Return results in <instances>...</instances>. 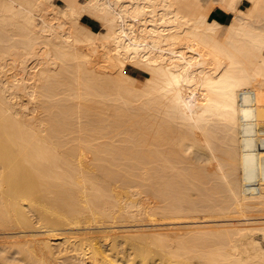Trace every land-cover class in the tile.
<instances>
[{"label":"bare ground","instance_id":"6f19581e","mask_svg":"<svg viewBox=\"0 0 264 264\" xmlns=\"http://www.w3.org/2000/svg\"><path fill=\"white\" fill-rule=\"evenodd\" d=\"M59 2L0 0V142L6 143L0 173H10L12 195L0 202V249L16 238L68 240L90 222L100 224V233L121 231L113 227L120 218L144 221L152 212L148 199L134 198L148 191L164 201L171 226L149 221L129 228L146 231L142 236L166 232L152 236L157 257L134 245L121 257L125 264H264L262 220L197 226L204 233L196 234L199 228L179 219L264 214V0H249L246 15L235 12V0ZM215 2L228 11L227 21L210 20ZM82 15L103 30L80 23ZM126 65L145 74L141 83ZM20 91L29 104L15 100ZM188 147L209 163L194 164ZM184 182L185 188L194 182L199 201ZM228 225L236 227L221 228ZM88 244L91 261L117 264L115 254L110 260ZM11 252L3 255L13 258ZM60 257L57 263H66Z\"/></svg>","mask_w":264,"mask_h":264},{"label":"rangeland","instance_id":"374dc122","mask_svg":"<svg viewBox=\"0 0 264 264\" xmlns=\"http://www.w3.org/2000/svg\"><path fill=\"white\" fill-rule=\"evenodd\" d=\"M214 1H216V0H214ZM55 2H57V4L59 3L60 4V2H59V0H55ZM235 12L238 14V15H246V14H248L249 12H250V3H249V0H235ZM209 18H210V20H214V19H218V20H221V21H227L228 19H229V13H228V11L224 8V7H222L221 5H219V4H217L216 2H215V4H214V9L212 10V12L210 13V16H209ZM79 22L80 23H83L84 25H86L87 27H89L90 29H92V30H94V31H101V30H103L102 28H103V26H102V24H101V22L100 21H98V20H96V19H94V18H92V17H89V16H87V15H82L80 18H79ZM99 24H101V25H99ZM40 52H41V50H40ZM31 63V64H30ZM32 64H33V62H31V61H29V63H28V66H32ZM14 70V69H13ZM12 70V71H13ZM33 71V69H30L29 68V71ZM15 71V70H14ZM21 71H18L17 70V73L18 74H22V73H20ZM125 72L128 74V75H131L132 77H134V79H136V81H138L139 83H141V81L145 78V74L143 73V72H141V70L139 69V68H137V67H134L133 65H126V67H125ZM11 73V71L9 72V73H7V74H10ZM8 76V75H7ZM20 94H18V96H17V98L15 99L16 101H18L22 106L25 104H27L28 103V97L26 96V94L24 95L23 94V92H19ZM20 95V96H19ZM35 102L36 103H38V101L37 100H35ZM19 103L17 104V108L19 109V107L21 106H19ZM22 103H24V104H22ZM29 104V103H28ZM24 105V106H25ZM19 106V107H18ZM24 109H25V107H24ZM26 113H27V115L28 116H30V114H31V112L29 111V110H24ZM30 113V114H29ZM33 114V113H32ZM31 114V115H32ZM34 114H36V116L38 115V112H35ZM113 119V116H110V118H109V120H112ZM2 143V144H1ZM6 146V143L5 142H0V150L1 149H4L5 147H3V146ZM186 155L187 156H189L190 158H194L195 159V162H194V164H196V165H200V166H206L208 163H209V160H208V158L205 156V155H203V154H201V152L199 151V150H197V149H195L194 147H188L187 148V150H186ZM3 166V164L0 162V166ZM178 165V163H172L171 164V166L169 167V169L170 170H173V169H175V167ZM1 169H2V167H1ZM2 172V174L0 173V179L2 180V182H1V185L2 186H0V202L2 201V202H4V204L6 203V201H7V203L9 202L8 200H6L7 199V197H8V195H10V194H8L6 191H7V187H8V179H10V177H8L7 175H9L10 173L9 172H7V170H6V172L5 171H1ZM194 176H196L197 177V175H195V174H193ZM4 176H6V177H4ZM186 176H189V175H186ZM191 177H192V175H190ZM187 178V182H189V184L191 183V181H194V179H190L189 177H186ZM193 178V177H192ZM199 178V177H198ZM7 179V180H6ZM196 179V178H195ZM201 179V178H200ZM200 179H198L199 181H197L198 183L200 182ZM187 182H184V186H182V187H184V190L185 191H187L186 193L187 194H189V193H194V195H192V194H190L189 196H194V201H199V200H197V199H200L199 197H201V196H199V195H197V193H198V191H199V189H197L196 190V187L198 186H196V187H194V189L196 190V192L193 190V186H195L193 183L195 182L196 184H197V182H196V180L192 183L193 184V186H192V184H191V188L188 186V187H186L185 188V186H187V185H185V183H187ZM202 183V182H201ZM201 183H199V185L201 184ZM182 185H183V183H182ZM202 185V184H201ZM205 185V184H204ZM204 185H203V187H204ZM203 188L202 186H199V188ZM131 189H136V187L135 186H132V187H130ZM146 193H148V191H144V193L143 192H141V193H135V194H137L138 196H134V198H141L143 201H147L146 199H148V201H147V205H148V207H151L152 208V212H150L149 213V216L147 217V216H144L143 215V217H144V219H145V217H146V220H141V216H129V217H126V218H120L121 219V223L122 224H119L120 223V221H118V222H116V224L118 225L117 227H115V226H113L114 228H122L121 229V231H118V232H115V233H113L112 231H111V233H110V231H103V232H105V233H100V228H102L101 226H99L97 223L95 224V223H92V224H94V225H96V226H94V225H92L91 226V222L90 223H88L87 225L88 226H86V224H84L83 226H84V229L82 228V232H81V230L78 232V236H77V234H75V237H73V235L74 234H72V238H71V236H69L68 238V240H72V241H68L67 240V237H63L62 235H52V237H50V236H48V237H46V238H44L43 240H28V239H26V238H16L13 242H8V243H6L5 245H3V249H4V251H2L3 249H0L1 251H0V257H2V258H0V261L2 262V263H7L8 264V262L12 259V260H16L17 259V261L15 262L14 261V264H27V263H25V262H23V261H25V259H26V262H28V263H31L32 264V262L33 261H35L36 263H38V261H41L42 260V262H40V264H51L52 262V264H60V263H57L58 261H60L59 260V257L61 256L62 257V254H64L63 255V257H62V259H61V257H60V259L61 260H63V258H65L64 260H63V262H66V263H63L62 261V263L63 264H80V261H81V263L82 264H85V263H87V264H90L91 262V264H95V262H96V260H93V258H92V260L93 261H91V255H90V246H89V241H90V243H92V244H90V245H94L95 243L97 244V246H96V244L94 245V246H96V247H99L98 249L100 250V251H102L101 253L102 254H108L109 255V257L107 256V258L108 259H110V260H113V256L114 257H117V264L119 263V264H125L126 262H123V261H121V257H124V254H128L129 252H130V250H132L131 248H133V247H137L139 250V252H140V250H141V252L142 251H144V253H146V252H148V253H150V257H151V260H153L154 259V256H156L157 257V253L155 254L154 253V251L153 250H155V252H156V250L158 251V246L156 245V244H154V239H153V237L156 235V234H159V235H161V234H163L164 233V231L166 232V230H164V229H157V230H154V231H156V233H152V234H148V235H146V236H142L143 234L142 233H145L144 231H133V230H130L131 228L132 229H134V228H136L137 229V227H145L146 225H143V224H139V223H148L149 221H151V222H159L160 224L159 225H161V226H163V227H169V226H171V223H168V222H171V220H172V218H170V219H168L169 217L167 216L168 214L166 213H164V212H166L165 211V205H163V203H164V201H161L160 200V195L158 196V194L157 195H155L154 197H152L154 194H156V193H152V192H150V193H152V196H151V194H149L148 193V195L146 194ZM123 194V193H122ZM195 195H197L196 197H198L197 199H196V197H195ZM12 196V195H11ZM10 196V197H11ZM188 196V197H189ZM10 197H8V199L10 198ZM159 198V199H158ZM190 199L191 198H193V197H189ZM11 199V198H10ZM153 199H154V201H153ZM158 199V200H157ZM141 200V201H142ZM150 200V201H149ZM160 200V201H159ZM32 202H35V203H33L34 205L35 204H37V202L34 200V199H32ZM153 202V203H152ZM161 202V203H160ZM191 202L195 205V204H197L198 205V203H200V202H193V199L191 200ZM6 203V204H7ZM166 203V202H165ZM154 205H156V206H154ZM202 205H204V204H202ZM153 206H154V208H153ZM199 206H201V203H200V205ZM164 207V208H163ZM32 213V212H31ZM31 213L30 212H28V214H30L31 215ZM199 213V214H198ZM197 214L195 213V214H191L190 216L191 217H193L194 216V218H195V216H196V218L195 219H187V218H189L188 216H183V217H185V218H183L182 216H180L179 217V219L181 220V219H184V220H187V222L188 223H186V224H192L193 226H195V228L194 229H197V228H199L198 230H199V232H197L196 230H194L193 228H191V230H194L195 232H197L196 234H198V233H201L202 231H201V229L202 228H204V227H197V226H209V225H213V224H215V223H217V224H229V223H231V222H243V221H261V224H259V225H261V226H264V214L262 213L261 214V216H260V214L259 213H261V212H249L250 214H247L248 216H252L253 217V214H259V216H257V215H255L256 216V218H247V219H240V217H241V215L239 216V214H237L236 215V213H234V214H232V212H231V214L230 213H228V214H226V215H224L225 213H223V216H216V217H214V216H209V218L207 219V217H205V216H203V217H201V214L202 215H205L206 213H201V212H198ZM33 215V214H32ZM200 215V216H199ZM230 215H232V216H230ZM198 216V217H197ZM254 216V217H255ZM187 217V218H186ZM139 219L140 220V222L137 220V219ZM178 218V217H177ZM200 218V219H199ZM204 218H206V219H204ZM258 218V219H257ZM120 219H118V220H120ZM126 219V221H125V223H124V221L123 220H125ZM132 219H133V221L135 220V221H137V222H133L132 221ZM148 219V220H147ZM150 219V220H149ZM174 219V221H176V220H178V219H175V217L173 218ZM198 219V220H197ZM127 220L128 221H130V222H127ZM179 220V221H180ZM184 220H181V221H184ZM194 220V221H193ZM142 221V222H141ZM190 221V222H189ZM192 221V222H191ZM133 223V224H132ZM35 224V223H34ZM173 224H182V223H173ZM36 225H38V223H36L34 226H36ZM89 225L91 226L89 229H88V227H89ZM97 225H98V227H97ZM102 225V224H101ZM54 226H56V225H54ZM82 226V225H81ZM94 226V227H93ZM173 226H175V225H173ZM32 227H33V224H32ZM31 226H30V228H32ZM128 227V228H127ZM227 228V227H230V228H232V227H236V225H228V226H222L221 228ZM33 228H36V227H33ZM85 228L86 229H88L89 231H87V230H85ZM126 228V229H125ZM130 228V229H129ZM212 228V227H211ZM100 229V230H99ZM128 229V230H127ZM138 229H140V228H138ZM98 230V231H97ZM202 230H204V229H202ZM78 231V230H77ZM83 231H84V233H83ZM91 231H93V232H91ZM154 231H152V232H154ZM194 231H193V233H194ZM39 233V231H35V235H37V233ZM47 232H50V231H47ZM52 232V231H51ZM129 232V233H128ZM133 232V233H132ZM139 233V234H136V233ZM158 232V233H157ZM41 233V232H40ZM109 233V234H108ZM147 233V232H146ZM149 233H151V232H149ZM161 233V234H160ZM202 233H204V232H202ZM71 234V233H70ZM140 234H142V235H140ZM39 235H41V234H39ZM69 235V234H68ZM67 236V235H66ZM117 236V237H116ZM127 236H128V238H127ZM153 236V237H152ZM60 237V238H59ZM80 237V240H82V241H79L80 243H78V239L77 238H79ZM81 237H84V238H82L81 239ZM122 237V238H121ZM140 237V238H139ZM143 237V238H142ZM52 238V239H51ZM54 238V239H53ZM73 238H75V239H73ZM114 238V239H113ZM150 238V239H149ZM27 240L28 242H29V245H27L28 244V242H26L25 240ZM120 239L121 240H128L127 241V243L125 242V241H120ZM136 239V240H135ZM143 239H145V240H143ZM20 240H22V241H20ZM47 240H48V242L50 243V241H52L50 244L47 242ZM50 240V241H49ZM66 240V241H65ZM77 242H76V241ZM88 240V241H87ZM133 240V241H132ZM138 240V241H137ZM139 240H142V241H139ZM24 241V242H23ZM42 241H44V242H46L48 245H44L45 243L44 242H42ZM55 242V244H57V241H58V246L60 247V252L63 250L64 251V253H63V251H62V253H60L59 252V250H57V247H55L56 249V251H54V248L52 247V246H54L55 244H54V242ZM65 241V242H64ZM74 241L76 242V243H74ZM134 241L136 242L135 244H134ZM31 242V243H30ZM33 242V243H32ZM38 242V243H37ZM69 242V243H68ZM86 242V243H85ZM88 242V243H87ZM112 242H114V243H112ZM121 244H120V243ZM123 242V243H122ZM124 242L126 243L125 244V247H124ZM129 242H130V244H129ZM138 242V243H137ZM142 242V243H141ZM151 242H152V244H151ZM25 243V244H24ZM35 243L37 244V245H35ZM41 244V246H40V244ZM66 244V247L64 246L65 244ZM78 243V245H73V244H77ZM133 243V244H132ZM12 244H14L13 246H11ZM18 244V245H17ZM20 244V245H19ZM64 244V245H63ZM67 244H68V246H67ZM114 244V245H113ZM116 244V245H115ZM119 244H120V246H119ZM146 244V245H145ZM148 244V245H147ZM9 247H8V246ZM15 245H17V246H15ZM22 245H24L25 247V249H26V251L27 252H30V253H25L24 251H23V249H22ZM39 245V246H38ZM49 245L53 248V250H52V252H51V250H49V248H51V247H49ZM63 245V246H62ZM135 245V246H134ZM143 245H144V248H143ZM7 246V247H6ZM15 246V248H13L12 249V247H14ZM37 246V247H36ZM46 246V247H45ZM74 246H75V249H74ZM111 246H113V247H111ZM115 246V247H114ZM150 246V247H149ZM22 250H20V252H17L18 254H19V256H20V258H18V256H17V253H15L17 250H19V248ZM62 247V248H61ZM118 247V248H117ZM127 247H129L130 248V250H129V248L127 249ZM152 247H154L153 249H152ZM0 248H2V245H1V247ZM7 248H11L10 249V251H12L11 253L13 254V255H15L13 258H11V256H10V259L8 258L9 256V253H10V251H9V253H8V251L7 252H5L6 251V249ZM16 248H17V250H16ZM48 248V249H47ZM51 248V249H52ZM72 248V249H71ZM87 248V249H86ZM114 248V249H113ZM116 248V249H115ZM145 248H147V249H149V250H145ZM156 248V249H155ZM29 249V250H28ZM42 249H43V251H42ZM59 249V248H58ZM62 249V250H61ZM66 249V250H65ZM70 251H69V250ZM89 249V250H88ZM120 249V250H119ZM121 249H122V253H121ZM126 249L128 250V251H126ZM151 249V250H150ZM8 250V249H7ZM16 250V251H15ZM36 250H38V251H36ZM40 250V251H39ZM72 250H74V251H72ZM115 252H114V251ZM13 251H14V253H13ZM32 251H33V254H31L32 253ZM44 251H45V253H44ZM56 252V254H58V252L60 253V256H59V254H58V256L56 255L55 256V253L54 252ZM66 251V252H65ZM116 251L118 252L117 254H116ZM120 251V252H119ZM151 251V252H150ZM152 251H153V253H152ZM5 252V253H4ZM72 253V255H71V253ZM126 252H128V253H126ZM8 255H7V254ZM20 253H23L22 255H20ZM35 253V254H34ZM43 253V254H42ZM49 253H54V255L52 256V255H50ZM67 253V254H66ZM78 253H80L79 255H78ZM110 253V254H109ZM143 253V252H142ZM147 253V255H149ZM3 254H6L8 257V259L5 257L6 255H3ZM25 254V255H24ZM46 254V255H45ZM82 254V255H81ZM113 254H115V255H113ZM111 255H113V256H111ZM25 256H27V257H25ZM37 256V257H36ZM41 256H42V259H41ZM44 256V257H43ZM48 256H50V257H48ZM65 256V257H64ZM69 258H68V257ZM72 256V257H71ZM76 256V257H75ZM80 256V257H79ZM83 256V257H82ZM89 256V257H88ZM4 257H5V259H4ZM29 257V258H28ZM35 259H34V258ZM55 257V258H54ZM57 257H58V260H56L57 259ZM70 257H71V259H70ZM112 257V258H111ZM153 257V258H152ZM45 258V259H44ZM48 258H49V260H48ZM67 258V259H66ZM72 258L74 259V261H75V263H73L74 261L72 260ZM77 258V259H76ZM80 258L83 260V262H82V260H80ZM98 258L100 259V257L98 256ZM106 258V257H105ZM7 259V260H6ZM19 259V260H18ZM22 259V260H21ZM30 259V260H29ZM41 259V260H40ZM43 259H44V261H43ZM53 259V260H52ZM11 260V264L13 263V261ZM27 260H29V261H27ZM38 260V261H37ZM48 260V261H47ZM68 260V261H67ZM69 260H71V261H69ZM80 260V261H79ZM102 259H100V260H98L99 261V263H98V261L96 262V264H105V263H102V262H100ZM20 261L22 262V263H20ZM32 261V262H31ZM46 261V263H44ZM73 261V262H72ZM95 261V262H94ZM120 261H121V263H120ZM0 262V264H2ZM35 262H33L34 264H36ZM70 262V263H69ZM112 264H114L113 262H111ZM39 264V263H38ZM107 264V263H106Z\"/></svg>","mask_w":264,"mask_h":264}]
</instances>
